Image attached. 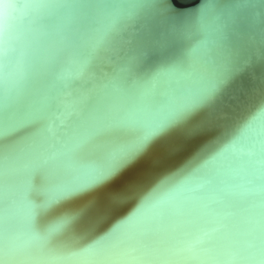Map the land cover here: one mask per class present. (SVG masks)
I'll return each mask as SVG.
<instances>
[{
	"label": "water",
	"instance_id": "1",
	"mask_svg": "<svg viewBox=\"0 0 264 264\" xmlns=\"http://www.w3.org/2000/svg\"><path fill=\"white\" fill-rule=\"evenodd\" d=\"M78 2L82 5L39 9L34 0H5L11 8L0 11V119L39 108L44 120L34 135L50 151L71 143L82 117L101 109L142 112L144 118L132 127H147L207 68L226 66L236 53L254 51L256 56L197 117L207 124L200 133H190L191 126L165 133L111 183L68 191L44 210V224L67 221L68 234H86L108 214L110 221L128 211L127 204L111 208L114 193L123 191L131 200L161 180L114 229L145 234L141 264H198L233 256L247 264L264 249V170L248 155L264 157V0H171L182 20L156 7L155 0ZM116 11L125 14L127 24L116 46L135 58L140 87L109 73L107 56L98 57L87 71L81 68L78 50L103 15ZM151 80L159 83L155 92L148 91ZM47 125L53 135L45 132ZM29 139L0 141V166L7 156L18 168L13 199L21 229L31 204L23 169L31 153L21 151ZM212 143L215 151H210ZM37 188L33 196L43 199L40 183ZM209 229L236 241L235 249L194 256L173 243L193 230Z\"/></svg>",
	"mask_w": 264,
	"mask_h": 264
},
{
	"label": "snow or ice",
	"instance_id": "2",
	"mask_svg": "<svg viewBox=\"0 0 264 264\" xmlns=\"http://www.w3.org/2000/svg\"><path fill=\"white\" fill-rule=\"evenodd\" d=\"M39 9H49L54 5H82L78 0H34ZM155 6L167 12L169 16L184 19L171 7V0H155ZM11 4L0 0V11L7 13ZM126 24L125 14L116 11L103 15L99 27L78 50L81 68L87 71L89 65L98 57L107 56L111 63L108 71L126 81L129 87H140V77L135 71V58L117 47L120 34ZM264 55V53H262ZM255 52L236 53L226 66L209 67L196 78L193 86L185 93L167 102L162 112L150 118L147 127L134 129L133 123L144 118L142 112L119 114L115 109L98 110L95 114L82 117L76 137L58 151H50L37 132L44 120L39 108L24 112H9L0 119V141H15L30 137L21 151L31 153L30 159L23 165L28 171V200L30 212L21 224L15 211V176L18 168L14 161L5 156L0 166V264H141L139 254L145 243L144 233H114L117 225L127 222L134 209L160 183H154L149 191L144 189L131 200L127 193L113 194L110 206L113 210L129 205L128 211L113 220L101 218L99 225L86 234H68L65 231L67 221L45 225L43 212L51 204L73 188L102 187L112 182L120 173L143 157L151 144L175 129H188L190 133H200L207 127L197 117L205 111L219 95L224 84L230 81L255 59ZM159 81L161 77L154 78ZM4 84V75L0 72V90ZM159 83L151 80L148 91L155 92ZM264 114V113H262ZM254 115V114H250ZM247 121H245L246 123ZM48 135L52 130L45 127ZM215 140V138H213ZM210 151L216 145L211 144ZM258 170H264V157L255 152L248 154ZM171 175V174H169ZM61 177H68L63 183H54ZM48 181H53L50 185ZM43 199L35 198L38 191ZM218 230H193L187 235L173 240L180 252L199 253L214 251L228 253L236 247V241L218 236ZM198 264H245L232 258H212L198 261ZM247 264H264V249L260 254L252 255Z\"/></svg>",
	"mask_w": 264,
	"mask_h": 264
}]
</instances>
